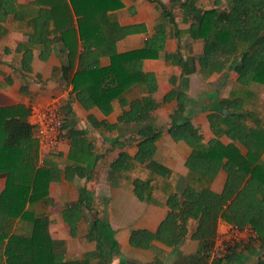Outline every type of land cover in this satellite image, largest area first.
Wrapping results in <instances>:
<instances>
[{"label": "trees", "instance_id": "trees-1", "mask_svg": "<svg viewBox=\"0 0 264 264\" xmlns=\"http://www.w3.org/2000/svg\"><path fill=\"white\" fill-rule=\"evenodd\" d=\"M124 7L123 0H32L28 4L0 0V39L8 31L28 38L21 52L22 71L31 73L36 54L45 62L54 46L60 45L66 61L59 71L73 87L71 100L61 109L62 137L69 141V154L50 152L42 167H38L39 148L29 112L19 106L0 108V175H7L0 195V264H111L117 255L114 230L93 210L94 196L87 188L62 211V217L70 236L76 238L84 211L92 212L94 220L84 237L96 242L95 250L69 254L68 242L54 239L49 217L38 213L41 203L50 205L51 183L85 178L98 162L87 133L71 127L72 101L105 115L120 110L114 125L91 117L97 128L113 131L121 125H139L137 153L121 151L109 165L108 182L142 203L168 208V214L156 232L133 229L132 247L148 249L153 242L161 243L175 251L174 264H234L244 251H252L256 258L250 264H264V102L250 90L253 83L264 85V0H158L161 16L154 34L143 48L120 53L118 43L135 33L119 23L117 12ZM7 21L8 30L2 26ZM180 24L187 28L180 29ZM169 37L200 41L199 62L205 70L220 72L240 58L234 71L246 88L244 97L224 99L210 116L215 139L209 143L185 114L182 92L173 90L164 98L166 103L177 99L180 104L171 115L169 133L175 142L183 141L192 149L186 177L156 159L162 131L151 116L159 107L154 98L158 81L155 74L143 70L145 60L160 59L165 53ZM182 56L181 44L178 53H165V59L177 65ZM105 58L109 64L104 67ZM222 136L241 143L247 154L242 155L235 144L223 145ZM222 170L228 179L217 193L212 185ZM191 220L197 226L190 235ZM220 221L253 228L257 241L218 254ZM189 236L198 242V249L184 254L180 248ZM160 254L151 262L131 264H167Z\"/></svg>", "mask_w": 264, "mask_h": 264}, {"label": "crops", "instance_id": "crops-1", "mask_svg": "<svg viewBox=\"0 0 264 264\" xmlns=\"http://www.w3.org/2000/svg\"><path fill=\"white\" fill-rule=\"evenodd\" d=\"M17 1L20 4H28L32 0ZM123 1L125 7L117 12L119 23L124 27L134 28L135 33L118 43L117 48L120 53L143 48L148 38L154 34L155 26L161 16L158 10V0ZM161 1L169 2V0ZM179 19L180 17H178ZM2 26L6 30L10 29L8 21L4 22ZM185 28L187 26L180 24V29ZM27 40L28 38L23 34L13 31H8V34L0 39V108L19 106L22 107V111L29 112L30 115L31 106L47 105L57 101L62 109L71 100L73 90L72 85L62 78L59 71L66 61L64 48L55 45L50 58L45 62L41 61L36 54L32 62V72L26 73L22 71L21 67V52L23 44ZM180 44L183 55L181 64L177 65L167 61L165 53H178ZM165 53L161 54L160 59L145 60L143 63L144 72L155 74L158 81V91L154 98L159 103V107L151 116V122L162 131V136L157 142L156 159L172 171L186 177L189 172L186 162L192 149L183 141L175 142L169 133L172 123L171 115L179 109L180 104L177 99L166 103L164 98L173 90L182 92L183 101L186 103L185 114L191 116L192 123L199 129L204 142L209 143L215 139L210 125V116L219 111V104L224 99H230L232 96L244 97L246 88L239 84V75L234 71L240 58L230 61L220 72L202 69L199 62L202 43L194 41L190 37H184L180 42L169 37ZM108 64V59H102V66L105 67ZM250 90L264 102V85L253 83ZM129 98L132 99L131 96ZM70 107L71 127L87 133V138L94 146V157H98V162L95 169L85 178H76L73 182L62 179L60 182L51 183L48 197L50 205L41 203L38 213L49 217L52 237L56 240H66L69 254H84L96 249V242L87 241L84 237L94 220L92 212L84 211V220L80 224L79 235L76 238L70 236L68 225L62 217V211L69 204L78 201L81 189L87 188L94 196L93 210L98 213L100 218L106 219L110 223L118 242L117 255L111 264L147 263L154 260L157 255H162L161 252L167 264H174L177 256L170 247L153 242L148 249H141L134 248L130 244V233L133 229L156 232L166 218L168 208L145 203L143 205L146 206L143 208L133 198V194L111 187L108 182L109 165L118 154L121 151L132 156L137 153L138 144L135 140L139 125H121L116 130L107 131L104 128L95 127L90 118L93 117L99 122L114 125L121 113L119 109L105 115L97 108L85 110L77 101H72ZM220 141L225 146L235 144L242 155H246L248 152L246 147L239 142H234L228 136H222ZM69 151V141L63 139L57 149L52 152L67 156ZM227 179V173L224 170L220 171L212 189L221 193ZM6 181L7 175L1 174L0 195L5 189ZM226 224L228 223L220 221L218 232L224 230ZM196 226L197 222L191 220L189 223L190 235L193 234ZM197 249L198 242L192 240L191 236L180 248L184 254L194 253ZM255 259L252 251H244L234 264H250Z\"/></svg>", "mask_w": 264, "mask_h": 264}, {"label": "built area", "instance_id": "built-area-1", "mask_svg": "<svg viewBox=\"0 0 264 264\" xmlns=\"http://www.w3.org/2000/svg\"><path fill=\"white\" fill-rule=\"evenodd\" d=\"M29 123L34 128L39 161L43 164L45 156L56 150L63 140L64 118L59 102L31 106ZM257 239L258 233L249 226L226 224V228L217 233L215 250L217 253L227 254L232 248L250 245Z\"/></svg>", "mask_w": 264, "mask_h": 264}, {"label": "rangeland", "instance_id": "rangeland-1", "mask_svg": "<svg viewBox=\"0 0 264 264\" xmlns=\"http://www.w3.org/2000/svg\"><path fill=\"white\" fill-rule=\"evenodd\" d=\"M63 115V113H62ZM63 118H64V115H63ZM43 164H40V161L38 162V167H42ZM133 198L136 199V202H138V204H140L143 208L146 206V205H143V203H141L136 197L133 196Z\"/></svg>", "mask_w": 264, "mask_h": 264}]
</instances>
